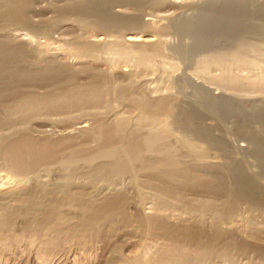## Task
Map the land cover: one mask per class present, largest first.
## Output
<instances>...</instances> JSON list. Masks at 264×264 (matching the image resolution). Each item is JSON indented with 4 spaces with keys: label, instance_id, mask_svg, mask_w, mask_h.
Here are the masks:
<instances>
[{
    "label": "rangeland",
    "instance_id": "1",
    "mask_svg": "<svg viewBox=\"0 0 264 264\" xmlns=\"http://www.w3.org/2000/svg\"><path fill=\"white\" fill-rule=\"evenodd\" d=\"M93 1L32 0L24 21L0 19V42L27 52L29 69L46 59L74 77V87L66 74L60 83L0 85L21 92L0 98V264H162L171 246L186 242L181 248L191 258L214 236L211 260L200 264H264V154L257 142L264 123L253 119L264 112V84H244L264 83V0H256L242 37L228 34L203 48L197 17L208 0H110V15L132 26L109 33L68 10ZM129 29L154 40L133 50L158 46L162 56L147 65L107 50L124 44ZM84 45L98 50L84 55ZM95 82L97 99L72 96V88L86 93ZM61 91L65 101L55 98ZM29 97L21 112L4 109ZM161 100L170 117L144 124L146 108ZM23 143L33 155L26 165L12 151ZM236 169L257 188L252 201L240 193ZM221 183L239 192L230 196ZM194 230L208 238L183 243L173 236Z\"/></svg>",
    "mask_w": 264,
    "mask_h": 264
},
{
    "label": "bare ground",
    "instance_id": "2",
    "mask_svg": "<svg viewBox=\"0 0 264 264\" xmlns=\"http://www.w3.org/2000/svg\"><path fill=\"white\" fill-rule=\"evenodd\" d=\"M27 1L30 3L32 0H26V2H21V0H0V19H2L1 21L4 20V21H7V22H15V23L16 22L19 23V21H24V19H25L24 11L27 8L26 6L29 5L27 3ZM109 5H112L110 0H96V1H93V2L88 3L86 5H83V6H80V5L79 6L78 5L77 6H73V7L69 8L68 10L73 12L74 14L80 15L81 17L82 16H84V17L87 16L88 18H90L92 20L93 24H95L96 26H98L100 29L104 30L107 33L111 32V31L112 32L116 31L118 29L120 30V28L124 27V25L125 26H132V22H127V24H126V22L124 21V19H126V17L125 18L124 17H117V18L112 17V15H110L111 12H109L110 11L109 10V8H110ZM205 5L206 6L203 8L202 11H200V13H199L200 15L197 17V28H198V33H199L197 48H203V47H206V46H211L212 44L216 43V41L219 38H222V37H224L225 35H228V34H230V37L232 35V39H233V36H241V35L245 34L247 32V30H248L247 24L252 19L254 13L256 12V8H257L256 7V0H208V4H205ZM119 7L121 8V6H119ZM260 7H262V6H260ZM258 9H260V8H258ZM261 13H263V15H264V10L263 9H262ZM72 25L73 24H69L68 26H72ZM134 26H136V24H134ZM124 36H125V39H126L124 44L116 43V42H115V44L112 43L113 45L110 44V47L107 50H109V51H111L113 53L117 52L118 56H126V57L135 56L139 60H142V62L144 64H147V65H150L155 57H157V56L162 54L161 48L156 46L155 44L154 45L156 47L154 48V50L152 49L151 52L150 51L148 52L147 48H145L144 46H139V45H138L139 46L138 49L137 48H136V50L132 49L133 46H135L138 43H140L141 41H143L144 38H147L146 39L147 43H152V41H154V40H152V38H153L152 36H145L142 32L140 33V32H136L135 30H130V29L126 32V34ZM228 37H229V35H228ZM13 45L14 44L9 43V42H0V85H2L4 83L5 84L6 83L12 84V82H14V81L15 82H19V83L21 82V84H22V82L23 83L27 82V84L29 83V84H34V85L37 84L36 82L39 83V82H44V81H46V82H54V81H59L60 80L59 82H57V83H60L63 80V79L61 80V76L64 75V74L68 75V76L65 75L66 81H68L71 86L73 85L74 77H72V74L71 75L69 74L70 73V71H69L70 68H68L67 66H60L59 67V65L55 67L50 62L45 61L46 59H44V61L38 59V61L36 60L37 62L34 61L35 64L32 61L33 64H34L33 68L35 67V65L38 68L35 71H33L34 69L31 70L26 65V61L28 60L27 59L28 55H26L27 52L24 53L23 49H21V50H23L21 52L20 48L18 49L16 47V45L15 46H13ZM158 45H161V44H158ZM253 46H251V47H253ZM244 47H247V46H244ZM98 48H100V47H98ZM80 50L83 51L84 55H85L87 53L91 54L92 51L94 52L95 50H98V49H97L96 46H93V45H84V46H82V49H80ZM241 56L238 53L235 56V59L241 61L242 63H245V60H243L244 58H242ZM38 58H40V57L38 56ZM88 58H89V56H88ZM27 62L30 63L29 61H27ZM246 64H248V62H246ZM30 66L32 67V64ZM205 66H206V64H205ZM220 81L221 80H219V82ZM225 81L226 80L223 79L221 83H223ZM259 83L258 82H256V83L255 82L254 83L253 82H247V83H244V84L247 85V86H251L253 88L254 87L257 88V86H260V85L264 84L263 82L262 83L259 82ZM12 85H11V87H12ZM3 86H5V85H3ZM11 87H9V89H7V90H1L0 89V98H1V100L4 101V99H2L3 96L6 97V98L3 97L6 100H8L7 98H10V99L12 98L11 100H13L14 98H17L15 96H17L19 94V90H17V88H16V90H14L13 88H15V87H13V88H11ZM72 87H74V86H72ZM99 90L100 89L98 88V84L95 82V84H93L92 88L90 87L88 90H86L88 92L85 91L86 93H84V91H81L80 89H77V88L73 89L72 88V93H74L72 96L73 97H81V96H86L88 94H91V95L94 96V98L97 99L98 97H100L101 90L100 91ZM17 91H18V94H17ZM20 94H21V92H20ZM65 94H66V92H63V91L58 92L56 94L55 98L58 99V100H63L64 99V101H65V98H66ZM18 97H21V96H18ZM31 97H29V99L26 98L27 101H22L21 100L19 102V104L17 103L13 107L6 106L4 109H6L7 112L8 111L9 112H19V111L21 112L22 109H24V106L26 104H29L30 101H32V99H30ZM52 98H54V96ZM8 101H10V100H8ZM66 101H68L67 104L70 103L69 99H67ZM70 104L72 105V102ZM149 104H151V103H149ZM149 104H147V105H149ZM6 105H8V104H6ZM223 105H226V103L224 102ZM146 109H147L146 113L143 116V118L144 117L145 118H144V120L143 119L142 120L144 121L143 122L144 124L146 123V124H148L149 126H152V127H154L156 124H158V122H160L164 117H165V119L169 118L170 117L169 114H171L170 113L171 110L169 108V102L167 100H161V102L159 101V103H155L153 105L151 104V106H148ZM261 110H263V109H261ZM166 116H169V117H166ZM188 117H189V115H188ZM184 118H182V120ZM189 119H190V117H189ZM253 119L254 120L256 119L255 121H260V122L264 123V112L263 113H255V115H253ZM254 120L251 119V121H254ZM164 122H166V121H164ZM180 124L182 126H185L187 129L188 128L190 129L192 127L191 123H190V120H188V118H187V120H183ZM124 126H125V124L123 122H120V124H118V127L116 128V134H119V133L123 132ZM107 134L111 136L112 134L114 135V132L111 133V134H109V133H107ZM113 135L111 136L112 139L114 137ZM158 135L159 134H156V133L153 134L152 137H150L148 142L153 145L154 142H156V140L158 139V137H159ZM106 136L107 135H105V137ZM107 140L109 141V136L107 137ZM257 142H258L260 151L264 154V141L257 140ZM13 146H15V145H13ZM136 149H137V147H136ZM30 150H28V147L26 146V144L23 143V144H19L16 147H14V150H12V151H13V153L17 152L16 153L17 156L20 155L19 158H17V160L19 159V163L25 164L26 161L30 162L31 161L30 158H32V156H33V155L31 156ZM110 152H111V150L108 151L109 154H110ZM10 153H12V152H10ZM105 153H106V150H105ZM12 155H10V156L12 157ZM11 157H9V158L12 160ZM14 157H16V155H14ZM36 157H38V156H36ZM12 161H14V160H12ZM27 164H29V163H27ZM21 167H24V165L21 166ZM241 172H242L241 169L240 170L236 169L234 171L235 180H238V181H241V182L244 183V184L241 183V184H243V189L240 191V193H242V195H245L248 200H251V199L253 200L254 199L253 196H254L255 193L258 192V190H257L256 187L253 186L252 181L247 179L245 174L243 173L244 174L243 175ZM242 180H244V181H242ZM231 187L230 188L229 187H225V183H223L222 186H221L223 191L228 193V195H230V196L239 192V191H236L234 188L232 189ZM228 204H230V203H228ZM200 231H202V230H199V232H195V230H194V233H192L193 231L192 232L188 231V233L185 231L186 234L185 233H183V234L180 233L181 235L180 234L178 235L177 232H176V233H174L173 236L175 238L177 237L176 241L178 240V238L180 240L181 239H184V240L185 239H189V240L191 239L193 241L194 240L201 241L203 236H204V233L202 232L203 233V235H202ZM214 237L216 238L217 236H214ZM214 237H213V239H214ZM204 238L207 239L208 237L206 238V236H204ZM211 238L209 239L210 242H209L208 248L204 247L205 250L204 249L202 250V248L196 247L198 249H196L197 251L195 252V255L191 256L192 259L194 258L193 262H195L196 264L197 263L200 264L202 261L208 262L209 259L211 260V258H212V256H211L212 254L211 253L212 252H210V251L213 250V244L218 242V241L216 242V240L214 241L213 239L211 240ZM205 239H204V241H206ZM180 240L178 242H183L184 241V240H181V241ZM188 242H187V244H188ZM201 243H203V242L201 241ZM207 243H208V240H207ZM173 244H175V242ZM180 244H181V247H184V245H186V242H185V244L183 246H182V243H179V245ZM176 245L177 246H173V247L171 246L168 249L169 251L165 252L166 253V254L164 253L165 255L163 254V257L160 260V263H162V264H188L189 262H191L192 259L188 256V254H185V253H187V251H185V253H184L182 248L178 247V244H176ZM234 246H235V244H234ZM236 247L238 248L239 246H236ZM192 254H194V253L192 252ZM189 255H190V253H189ZM227 255L229 256L228 253H227ZM224 256H226V254ZM220 258H222V256H220ZM154 262L155 261H152V262L148 261L147 264H158L159 261H157L155 263ZM139 264H145V263L139 262Z\"/></svg>",
    "mask_w": 264,
    "mask_h": 264
}]
</instances>
